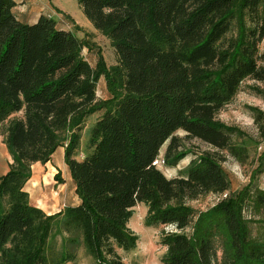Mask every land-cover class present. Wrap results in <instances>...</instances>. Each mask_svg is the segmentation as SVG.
<instances>
[{"label":"trees","instance_id":"obj_1","mask_svg":"<svg viewBox=\"0 0 264 264\" xmlns=\"http://www.w3.org/2000/svg\"><path fill=\"white\" fill-rule=\"evenodd\" d=\"M76 2L109 42L113 66L68 28L79 30L67 14L56 10L63 19L42 15L27 24L15 16L12 0H0V136L11 159L0 177V264H65L79 249L94 264H124L118 251L135 246L127 224L138 203L147 208L146 226L174 227L161 236V264H264V188L254 183L263 164L211 208L195 212L187 205L230 190L222 152L239 164L248 158L233 140L244 134L217 115L245 81L264 84V0ZM83 50L95 54L94 68ZM101 77L107 97L99 100ZM249 111L264 137L262 113ZM97 112L79 159L81 126ZM178 131L215 151L194 154L167 179L152 163L166 143L165 168L190 153L178 151ZM58 149L78 204L47 215L24 186L31 167L48 163Z\"/></svg>","mask_w":264,"mask_h":264},{"label":"rangeland","instance_id":"obj_2","mask_svg":"<svg viewBox=\"0 0 264 264\" xmlns=\"http://www.w3.org/2000/svg\"><path fill=\"white\" fill-rule=\"evenodd\" d=\"M51 3L56 6L60 12L67 14L73 19L79 30H75L71 24L66 23L68 28H70V30H72V32L79 38H86L90 42H93L94 45L101 51L107 67L113 66L116 63V56L113 49L110 47L109 42L97 31H95L91 24L85 19L76 0H51ZM58 18L63 19L62 15H59ZM259 50L260 52L264 51V39L259 46ZM82 55L89 65L94 68L96 63L95 54L87 53L86 50H83ZM250 86L257 87L261 91V95H257L255 92L251 91L249 89ZM106 97L105 83L101 77L96 87V98L100 100L105 99ZM249 108H257L262 113L260 118L263 123L264 84L250 80L245 81L233 101L217 115V119L221 123L226 126L236 127L244 134L243 137L240 138L236 136L233 140L236 144L242 145L246 148L248 158L243 164H239L228 154L222 152L223 156H225V162L222 163V167L230 181V190L223 195L208 194L198 200L187 202V205L195 212L205 211L214 206L220 200L226 198V196L238 191L241 187L248 183L251 172L255 170L259 164H263L261 166L264 169V159L262 163H260V156L261 154H264V149H262L261 152L258 151L259 142L261 139H264V137H262L259 125L254 122L253 115L249 111ZM101 113L102 112H97L89 116L81 126V130L79 132L80 147L75 154L79 159H83L85 153L88 152L90 131L100 118ZM174 136L178 138V151L190 153L174 168H159L167 179L176 177L179 171L184 169L194 158V154L215 151L208 144L198 139L187 137L183 131L176 132ZM166 146L167 143L161 148L159 157L162 158V154ZM57 159L58 158L56 156V160ZM57 174L61 177L60 171L57 170L55 176ZM254 183L258 187L264 188V171L257 177ZM61 184H63L62 178L60 181L56 182L55 192L59 191ZM66 188L67 202L69 205H73V200L76 199L75 192L72 190L70 185ZM146 212L147 208L143 203L136 204L132 209V216L127 224V228L136 236V243L134 248H132L129 252L125 253L121 250L118 251V254L124 264H161L160 260L165 253V248L160 244L161 236L163 233L174 231V227L166 226L152 228L146 226L144 223ZM245 215H249L247 210L245 211ZM258 231L257 225H253L252 234L256 235ZM185 233L188 234L189 229L185 230ZM53 249L54 251L60 250L59 236L55 238ZM65 264H94V262L91 257L86 255L83 249H79L77 251L75 261L67 262Z\"/></svg>","mask_w":264,"mask_h":264},{"label":"crops","instance_id":"obj_3","mask_svg":"<svg viewBox=\"0 0 264 264\" xmlns=\"http://www.w3.org/2000/svg\"><path fill=\"white\" fill-rule=\"evenodd\" d=\"M12 1L15 3L13 12L17 19L23 23L34 24L42 15L53 19H59L58 17L61 15L56 13V10L59 9L51 3V0ZM9 163H11V159L0 136V177L7 173ZM57 170L61 173L63 184H61L59 191L55 192L56 182L54 181V176ZM68 185L74 191L70 175L63 162V149H58L51 161L44 165L35 163L31 167V177L25 184L24 191L28 193L29 201L33 206L39 208L47 215H52L62 211L67 206L78 204L77 198L73 200V205H69L67 202L66 187Z\"/></svg>","mask_w":264,"mask_h":264},{"label":"built area","instance_id":"obj_4","mask_svg":"<svg viewBox=\"0 0 264 264\" xmlns=\"http://www.w3.org/2000/svg\"><path fill=\"white\" fill-rule=\"evenodd\" d=\"M262 149H264V141H261L260 144H259V146H258V151L261 152ZM152 165H153L154 167H156L157 169H159L160 167H163L164 163H163V160H162L160 157H158V158L152 163Z\"/></svg>","mask_w":264,"mask_h":264}]
</instances>
